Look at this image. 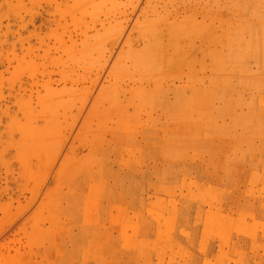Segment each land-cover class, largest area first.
<instances>
[{
  "label": "rangeland",
  "instance_id": "obj_1",
  "mask_svg": "<svg viewBox=\"0 0 264 264\" xmlns=\"http://www.w3.org/2000/svg\"><path fill=\"white\" fill-rule=\"evenodd\" d=\"M0 264H264V0H0Z\"/></svg>",
  "mask_w": 264,
  "mask_h": 264
}]
</instances>
